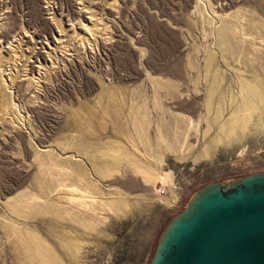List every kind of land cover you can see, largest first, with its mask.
<instances>
[{"label": "rangeland", "instance_id": "374dc122", "mask_svg": "<svg viewBox=\"0 0 264 264\" xmlns=\"http://www.w3.org/2000/svg\"><path fill=\"white\" fill-rule=\"evenodd\" d=\"M262 170L264 0H0V264H149Z\"/></svg>", "mask_w": 264, "mask_h": 264}, {"label": "water", "instance_id": "95a60500", "mask_svg": "<svg viewBox=\"0 0 264 264\" xmlns=\"http://www.w3.org/2000/svg\"><path fill=\"white\" fill-rule=\"evenodd\" d=\"M149 264H264V170L198 187Z\"/></svg>", "mask_w": 264, "mask_h": 264}]
</instances>
